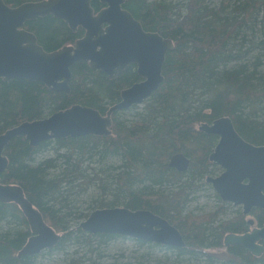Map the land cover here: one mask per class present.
I'll return each instance as SVG.
<instances>
[{"label": "trees", "instance_id": "trees-1", "mask_svg": "<svg viewBox=\"0 0 264 264\" xmlns=\"http://www.w3.org/2000/svg\"><path fill=\"white\" fill-rule=\"evenodd\" d=\"M36 1L40 0H5L12 7ZM177 1L173 4L164 0H126L124 5L146 31L158 32L174 42L163 66L164 81L132 119H118V115L136 110L139 105L114 113L109 136L59 138L43 141L36 147L30 146L24 137H15L5 148L9 166L1 175L2 182L20 185L46 221L63 232L54 249L72 241L91 249L89 244L96 237H100L99 244L105 239L123 237L82 235V229L72 231L67 226L68 214H76L70 209L64 211L67 201L64 197L87 176L81 167L87 157H97L101 162L108 158L119 161L99 170L106 175L103 180L99 178L103 183L100 189L113 200L110 203L94 200V206L123 205L131 210H150L179 229L186 241L185 248H174L138 240L142 246L174 250L184 258L189 256L198 261L203 257L213 263L206 250L226 248L223 245L227 234L249 230L241 213L221 220L220 211L194 215L185 214V208L198 182L213 173L214 164L209 156L218 137L199 131L201 124L229 116L245 140L264 145L263 57L253 56L249 43L254 35L248 33L245 18L257 27L259 17L264 20V0H219L218 6L214 0ZM92 6L96 12L103 8L98 0ZM25 28L36 35L47 52L74 45L85 33L82 28L71 30L63 20L53 16L28 21ZM138 81L135 65L110 79L85 62L72 67L69 94L53 91L38 81L0 79V134L25 121L42 119L47 113L77 104L106 114L121 100L122 91ZM49 149L56 151L55 156L38 158ZM180 152L191 159L184 172L168 165L170 158ZM229 206L224 203L221 209ZM258 219L262 223V213ZM1 224L7 227L0 233V264H35L37 256L18 258L30 235L26 217L18 205L0 202ZM226 250L234 258L231 261L234 264H264V254L255 257L241 246ZM90 252L96 250L92 248ZM68 264L84 262L77 259Z\"/></svg>", "mask_w": 264, "mask_h": 264}, {"label": "water", "instance_id": "water-1", "mask_svg": "<svg viewBox=\"0 0 264 264\" xmlns=\"http://www.w3.org/2000/svg\"><path fill=\"white\" fill-rule=\"evenodd\" d=\"M95 0H40L12 7L0 0V79L38 81L47 88L70 93L72 67L88 63L111 79L117 78L129 65H136L141 81L124 89L121 100L106 114L84 105H73L52 113L47 118L25 121L0 134V202L15 203L25 215L31 236L18 253L37 256L54 249L62 235L43 217L25 196L18 184L3 183L1 175L9 160L4 150L15 137H24L30 146L59 138L109 136L116 112L143 104L164 81L163 66L167 53L174 48L172 39L158 32L146 31L142 23L124 7L126 0H98L104 8L96 12ZM53 16L63 20L71 30L84 29V36L74 45L47 52L36 35L25 28L28 21ZM199 130L218 137L209 156L212 164L224 171L218 177L208 176L219 197L226 203L242 206L246 216L254 209L264 212V145L245 140L229 116L212 123H203ZM169 167L184 172L190 158L174 154ZM248 224L253 226L254 220ZM90 234H112L165 247L185 248L183 234L167 219L147 209L106 207L94 210L79 226ZM226 248L241 246L253 256L264 254V223L250 232L229 233L224 238Z\"/></svg>", "mask_w": 264, "mask_h": 264}, {"label": "rangeland", "instance_id": "rangeland-1", "mask_svg": "<svg viewBox=\"0 0 264 264\" xmlns=\"http://www.w3.org/2000/svg\"><path fill=\"white\" fill-rule=\"evenodd\" d=\"M164 1H169L173 4L178 2L177 0ZM213 3L218 6L219 0H214ZM245 18L251 27L248 26V33H253L254 35L253 40L249 43L253 48V56L263 57L261 66H264V20H262V17H259L258 26L254 27L246 16ZM142 108L143 104L139 105V108L136 110H129L118 115V119H132L134 114L141 111ZM51 113L52 112L47 113L44 118L52 115ZM53 147L54 146H52V148ZM55 154L56 151L54 149H49L48 151L40 153L38 158L53 157ZM113 163H119L118 159L108 158L106 161L101 162L97 157H87L86 161L82 164L81 167L84 169L87 176L79 180V186L70 194L66 193L64 197L67 199L64 211L67 212L70 209L76 214V216L68 214V217L65 219L68 224L67 226L70 228L69 230L76 231L77 228H80V224L84 222L94 210L99 209L97 205H93L94 200H101L104 203H110L113 200L111 195L103 194L100 189L103 183L101 184V180L99 179L101 178L103 180L106 178V175L100 173L99 170L107 168ZM212 170L213 173L206 175L204 179L198 182L195 188L196 191L189 197L190 200L185 208V214L206 215L214 211H220L218 217L221 220L232 219L239 213L243 214L242 206H234L231 203H229L231 206L221 209L222 205L226 202L219 197L213 186L206 182V179L208 176L218 177L224 170L217 165H213ZM97 174L98 178H96ZM172 190H174V188ZM117 207L124 206L119 205ZM255 217L257 218V215L246 216L245 219L249 221L251 219L254 220ZM258 222L259 221H257L253 227L248 225L249 229L258 227ZM5 227H7L6 224H1L0 233L6 229ZM58 233L61 235L63 234V232ZM87 234L88 233L83 231L82 235ZM99 238L100 237L94 238L93 244H89L91 245V249L93 248L96 252H90L91 249H89V246L79 247V241H72L59 249H51L40 253L35 259V264H68L71 260L77 259H82L84 264H234L231 262L234 258L231 257L226 248L206 250V253L209 254L208 256L214 259L213 263H210L207 258L202 257L197 261L192 260L189 256L184 258V256H180L174 250L151 247L148 244L142 246L138 243V240L129 237H117L110 240L105 239L101 244L97 243Z\"/></svg>", "mask_w": 264, "mask_h": 264}, {"label": "flooded vegetation", "instance_id": "flooded-vegetation-1", "mask_svg": "<svg viewBox=\"0 0 264 264\" xmlns=\"http://www.w3.org/2000/svg\"><path fill=\"white\" fill-rule=\"evenodd\" d=\"M79 29V28H78ZM84 30V29H83ZM85 32V31H84ZM39 43V42H38ZM76 43V42H75ZM40 45V44H39ZM44 49V48H43ZM136 66V65H135ZM136 70H137V68H136ZM138 74V73H137ZM140 78V77H139ZM142 79L140 78V81H141ZM139 82V81H138ZM137 83V82H136ZM128 88V87H127ZM126 89V88H125ZM218 143V142H217ZM217 145V144H216ZM216 147V146H215ZM5 152V151H4ZM181 153V152H180ZM6 156V155H5ZM263 214V220H262V223H260V220L258 219V216L260 215V214ZM244 215V214H243ZM251 215H253V216H255V215H257V218L255 217L254 218V225H255V223L257 222V221H259L258 223H259V226H258V228H261L262 227V225H263V223H264V212L262 211V210H259V209H254V210H252L251 211V213L249 214V216H251ZM245 216V215H244ZM246 216H248V215H246ZM245 216V217H246ZM45 219V218H44ZM27 220V219H26ZM46 220V219H45ZM246 220V219H245ZM247 222V225H249L248 224V221H246ZM28 223V222H27ZM261 225V226H260ZM250 227H253V226H251V225H249ZM27 228V227H26ZM252 229H254V228H252ZM252 229H249L248 231H246V232H250V231H252ZM27 230H29V232H30V235H29V237L27 238V240L30 238V236H31V231H30V226H29V224H28V228H27ZM245 232V233H246ZM27 242V241H26ZM26 242H25V244H26ZM24 244V245H25ZM23 245V246H24ZM38 256V255H37ZM256 257V256H255ZM261 257V256H260Z\"/></svg>", "mask_w": 264, "mask_h": 264}, {"label": "bare ground", "instance_id": "bare-ground-1", "mask_svg": "<svg viewBox=\"0 0 264 264\" xmlns=\"http://www.w3.org/2000/svg\"><path fill=\"white\" fill-rule=\"evenodd\" d=\"M54 18H55V17H54ZM58 20H59V19H58ZM110 79H111V78H110ZM111 107H112V106H111ZM125 110H126V109H125ZM125 110H124V111H125ZM128 110H129V109H128ZM199 131H200V130H199ZM201 132H202V131H201ZM203 133H204V132H203ZM205 134H206V133H205ZM4 151H5V150H4ZM4 155H5V154H4ZM190 160H191V159H190ZM13 184H14V183H13ZM223 246H224V245H223ZM221 258H222V257H221Z\"/></svg>", "mask_w": 264, "mask_h": 264}]
</instances>
